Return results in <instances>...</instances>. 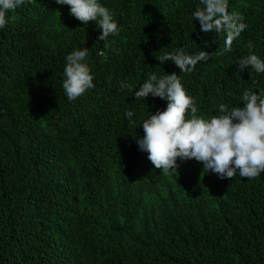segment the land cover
Wrapping results in <instances>:
<instances>
[{
  "label": "trees",
  "instance_id": "trees-1",
  "mask_svg": "<svg viewBox=\"0 0 264 264\" xmlns=\"http://www.w3.org/2000/svg\"><path fill=\"white\" fill-rule=\"evenodd\" d=\"M99 2L118 24L108 47L55 0L18 6L0 29V264H264V172L221 178L194 158L156 169L137 141L168 102L135 97L176 73L210 119L264 92V73L238 65L249 41L264 60V0H228L247 25L229 52L192 19L200 0ZM84 48L95 86L69 101L66 57ZM177 49L211 54L186 74L157 59Z\"/></svg>",
  "mask_w": 264,
  "mask_h": 264
},
{
  "label": "clouds",
  "instance_id": "clouds-1",
  "mask_svg": "<svg viewBox=\"0 0 264 264\" xmlns=\"http://www.w3.org/2000/svg\"><path fill=\"white\" fill-rule=\"evenodd\" d=\"M31 0H0V29L8 23V13ZM67 5L70 14L83 25L95 21L101 30L98 40L108 47L109 36L118 35V24L110 10L99 0H55ZM204 33H215L223 40V52L231 51L234 40L247 25L236 13L228 11V0H200L192 14ZM249 54L238 61L242 71L251 67L264 73V60L256 55L251 41ZM209 52L204 50L189 55L183 49L167 52L157 59L161 64L172 61L183 73H191L198 62L207 61ZM87 49L73 50L66 57L62 87L69 101H74L94 88L93 76L85 63ZM121 88H132L121 82ZM167 100L163 111L142 121L144 135L137 141L139 149L147 152L148 160L164 173L177 171L180 160L196 159L202 162L203 171L214 172L221 178L232 179L237 172L240 177L253 179L264 172V92L245 90L241 101L243 107L228 109L219 105V115L204 119L197 115L194 99L183 87L179 75L171 73L158 77L155 73L143 82L135 92L136 100L146 97ZM132 111L126 112L131 119Z\"/></svg>",
  "mask_w": 264,
  "mask_h": 264
}]
</instances>
